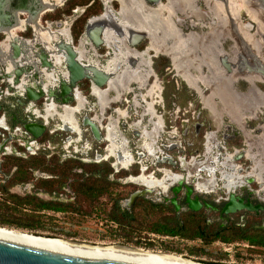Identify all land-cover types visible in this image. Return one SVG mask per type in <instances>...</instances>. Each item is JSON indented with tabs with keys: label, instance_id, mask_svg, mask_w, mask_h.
<instances>
[{
	"label": "rangeland",
	"instance_id": "rangeland-1",
	"mask_svg": "<svg viewBox=\"0 0 264 264\" xmlns=\"http://www.w3.org/2000/svg\"><path fill=\"white\" fill-rule=\"evenodd\" d=\"M9 1H4L3 5H10ZM36 1L38 3L21 0L19 8L6 5L11 11V26L29 27L24 23L29 16H35V7L51 4L52 10L41 13L40 27L54 33L53 39L58 37L59 31H67L68 41L70 38L75 47L79 44L78 58L84 56L85 61L101 68L124 55L126 49L137 61L133 69L121 65L104 89H97L100 95L94 93L95 88L90 92L87 84L80 89L86 104L84 111L75 115V120L80 125L83 117L90 119L99 131L98 140L91 136L87 127H78L79 137L61 130L58 118L53 116L38 141L39 144L48 143L50 147L40 150L51 156L44 158L45 166L27 170V179L17 180L19 175L12 172L11 164L15 167L26 160L0 159V224H27L30 230L2 225L0 228L90 246H126L184 255L191 245L168 240L159 243L144 229L155 218L137 211L133 212L135 218L132 221H122L119 214L112 211V199H124L129 192L141 189L142 186L132 185L129 181L136 173L137 177L144 174L149 180L146 185L150 182L159 185L164 181L167 186L184 181L182 174H188L194 180L210 178V183L218 185L222 176L229 174L223 177L227 183L237 181L241 184L242 177L230 174L227 155L233 149L243 148L244 144L251 147L252 157L232 164L242 169L256 166L264 184V77L255 73L260 71L256 66L260 69L263 68L261 64L264 65V7L254 0H159V4L150 7H146L145 0H96L90 8L91 16L98 15L106 1L113 11L112 23L119 26L118 23L123 22L144 29L148 36L135 50L115 38L116 49L107 43L94 52L81 33L76 38L71 35V27H84L85 21L91 18L82 21L86 7L74 6L66 15L70 5L84 0ZM191 12L203 18L198 19ZM109 19L108 15L101 24ZM55 23H60V28L56 29ZM24 33V39H34L31 29L26 28ZM151 42L154 50L145 54ZM159 48L168 49L171 56L156 53L160 52ZM182 75L193 79L196 85L190 87L191 83ZM35 106L43 115L40 113L43 110L41 102ZM56 112L62 114L59 109ZM224 128L237 132V138L222 142L220 133ZM254 130L261 131L262 136L258 138L248 133ZM44 138L48 141H43ZM11 147L17 152H25L15 143ZM258 147L260 151L255 150ZM96 156L100 159L96 160ZM117 156L126 158L122 165L117 162ZM50 160L58 164L68 162L66 165L72 167L60 187L55 185L48 192L41 182L56 177L48 173L52 171ZM100 164H106L110 169L106 176L107 183H112L107 190L109 194H101L97 199L83 197L77 192V181L86 177L91 166ZM98 169L104 170L101 166ZM52 175L58 176V173L54 171ZM251 175L257 184L260 183L258 173ZM173 177L181 180L174 181ZM257 184L253 183V187ZM155 189L146 197L157 198ZM9 196H33L40 201L66 204L68 209L63 213H32L15 205ZM112 218L115 221H111ZM207 256L203 258H219L211 253ZM232 261L264 264V253L247 254L239 259L234 257Z\"/></svg>",
	"mask_w": 264,
	"mask_h": 264
},
{
	"label": "flooded vegetation",
	"instance_id": "flooded-vegetation-1",
	"mask_svg": "<svg viewBox=\"0 0 264 264\" xmlns=\"http://www.w3.org/2000/svg\"><path fill=\"white\" fill-rule=\"evenodd\" d=\"M13 1H16V3H13ZM34 1L38 3V1ZM20 3L22 4L21 0H11L8 6L10 8H19L21 5ZM2 7L1 10H5L4 6ZM35 8V11H37L38 7ZM100 9L98 15L102 13V7ZM9 13H11V11ZM191 13L198 17V19L203 18L202 15L198 16L194 12ZM105 24V27H113V29L114 27H118L110 20H107ZM31 28L34 30V39L26 40L23 43L30 45L37 41L41 43L50 42L54 37V33L43 27L38 26ZM244 28L246 29V27ZM38 30H40V34L42 33V35L37 34ZM58 33L63 39H67L68 41L67 31L62 30ZM11 36L15 37L12 32ZM142 41L137 44L136 48L139 47ZM150 45V48L146 50L145 54L150 50H154L152 42ZM159 49L160 52H155L171 56L168 49ZM251 63H254V65L257 64L256 61H251ZM261 65H263V63ZM256 69L262 70L257 66ZM182 77L185 78L187 82L191 83L190 87L196 85V82L190 77L184 75H182ZM84 84L87 83L82 82L80 89ZM94 93L100 95V92L96 88ZM82 104H84V102L81 99L79 106L65 108L66 114L70 116L73 112L81 108ZM54 110L55 107L51 105L49 111L52 112ZM20 118H22L20 119L21 122L26 117L20 116ZM248 133L257 135L258 138L263 134L261 131L257 130L248 131ZM237 135L238 133L230 130V128H224L220 133L222 142L235 140ZM258 141L260 143V140H257V142ZM9 147L10 150L0 153V159L7 157L27 160L30 158L26 152H17L12 149L11 145ZM255 150L260 151V147ZM244 151L249 158L252 157L251 147L248 148V146L245 145ZM38 153L39 152L35 153L34 156ZM49 157L50 156H46V158ZM15 171L16 167H13L12 172L14 173ZM141 173L143 174V171H139V174ZM137 174L138 173L134 175L135 178L129 179L131 183L128 182V180L126 181L132 185L142 186L141 189L129 192L124 199L116 200V202L113 203V205L115 204V209L112 211L117 212L119 218L126 222L132 221V219L135 218L133 212L140 211L144 213L142 215L155 218L154 221L148 223L149 227L144 228L148 232L147 235L149 234L156 238L159 243L167 240L180 241L191 245V247L186 250L184 255L178 256L126 246L93 245L92 247H115L119 251L132 254H143L148 257L180 264H239L233 262L232 259L234 257L239 259L247 254L264 253V184L261 183L262 185L260 186L257 184V187H253V184L248 185L243 182L241 184L221 183L218 185L215 182H213V184L210 183V178L205 181L202 178L194 180L188 174H182L180 176L185 177L184 181H180V177H173L174 181H180L179 184L176 182L166 186L164 181H160L159 185L151 184V182L146 185L149 180L144 177V174L139 177H137ZM237 180H240V178ZM196 184L202 187H197ZM148 188H158L155 189L157 190V198L146 197V195L153 190ZM144 190L148 192L143 193L132 202L129 201L131 195ZM230 196H232V198H230ZM209 253L219 256V258L214 260L203 258L208 257L207 254ZM220 257L222 259H220Z\"/></svg>",
	"mask_w": 264,
	"mask_h": 264
},
{
	"label": "water",
	"instance_id": "water-1",
	"mask_svg": "<svg viewBox=\"0 0 264 264\" xmlns=\"http://www.w3.org/2000/svg\"><path fill=\"white\" fill-rule=\"evenodd\" d=\"M146 1L148 3L146 7L159 4V0ZM254 1L264 7V0ZM0 2L2 7L4 1L0 0ZM105 2L106 1L102 3V13L100 15L91 17L85 21L81 32V37L94 52H96L100 46H105L107 43H109L113 49H116L117 38V40H121L129 49L135 50L137 44L143 39L147 38V31L141 28L136 29L135 27H132V25L127 23L124 24L123 22L118 23L119 26L116 27V30H113L114 32L110 30V27H105V23V25L103 24V27L101 24L102 22L99 19L104 13H108L107 15H109V20L111 22L114 17L111 7ZM1 12L2 11L0 8V27H6H2L3 30H0V36L2 37V40H0V47L5 43L6 47L3 45V47L6 48L4 49V52L6 51V53H9V55L2 54V58H0V116L5 117L7 111L11 108L9 102L14 96L24 99L23 105H25L27 108L28 114H31L33 110L38 111L35 106L38 102H41V106L43 107V110L40 112L43 115L45 114L46 107L49 105L57 107L56 109H59L60 111L61 107H73L75 105V97L78 95L81 96L80 87L82 82L87 83L90 92L92 88H96L98 90L104 89L108 82L112 80L114 74L121 65L133 69L137 61L136 58L125 49L124 55H119L118 58H114L108 63H105L104 67L99 68L92 62L78 60L77 51L79 50V44H77L75 47L72 45L71 40L63 41L62 39H58L51 43V51H47L41 47V51L32 55V59H36L37 61L28 62L27 59L24 58V55L17 44L18 40L22 41V39L17 38L11 39V42L8 41L10 31L13 29L12 27H8L11 24V15L8 13V11H6V9L3 14ZM115 15H117V13ZM60 26V23H55L54 25L56 29L60 28ZM112 34L114 39L112 38ZM32 37L33 33L31 34V38ZM54 56L59 58V62L57 64L54 62ZM19 61H21L23 64L20 65ZM261 69L262 70L258 72H255L253 69L252 70L253 72L264 77V66L263 68L261 67ZM47 76H50V78L46 79ZM71 104H73V106H70ZM89 120L90 119L83 117L80 125L76 120L75 121L77 122L78 127H87L91 136L95 140H98L99 131H97L96 126ZM59 122L61 124V130L71 133L68 127H65L61 120H59ZM19 124L23 131L29 136L34 145H37V142L46 131V125L42 120L38 122L36 119H34V121L31 122L25 118L19 122ZM9 141V136H7L6 139L0 141V153L4 151V147ZM242 147L243 148L240 150L233 149L230 152V155H227V157L230 158L229 160L226 159L230 164V174H238L243 178L242 182L249 185L253 183L257 184L256 179L251 175V173L253 175L258 173L260 177V183H258L259 185L262 182V176L259 174L260 172L256 166H254V168L244 167L242 169L240 166L232 164L239 160H250L244 151L245 144L242 145ZM28 150L29 149H26V151ZM99 159L100 157L96 156V160ZM228 175L229 174H225L222 176L223 181L220 180V184L227 183V180L225 181L223 177ZM236 182H234V184ZM177 183L179 184L180 182ZM145 192L148 191L144 190L131 195L129 197V201L132 202L135 198L141 196ZM230 198H232V196H230ZM66 242L74 245H83L82 243H78L76 241ZM0 264L125 263L0 241Z\"/></svg>",
	"mask_w": 264,
	"mask_h": 264
},
{
	"label": "bare ground",
	"instance_id": "bare-ground-1",
	"mask_svg": "<svg viewBox=\"0 0 264 264\" xmlns=\"http://www.w3.org/2000/svg\"><path fill=\"white\" fill-rule=\"evenodd\" d=\"M57 1V0H56ZM147 3V1L145 0ZM59 3V2H57ZM56 3V4H57ZM1 4V2H0ZM148 4V3H147ZM260 5V4H259ZM262 6V5H261ZM39 7V6H36ZM263 7V6H262ZM0 8L1 5H0ZM53 7L51 4H45L41 8H38V10L35 12V16H30L29 19L25 20V23L29 24L31 23L33 26H41L40 24V17L41 13L44 11H49L52 10ZM108 13H105V15H102L101 18L99 19L100 21H103L106 19ZM28 15V14H27ZM196 17L195 15H193ZM198 18V17H196ZM24 23V24H25ZM11 24L8 27H13ZM1 27H6V26H1ZM57 34V33H56ZM34 36V34H33ZM56 37L55 39L50 40L49 45L50 48H45L47 51H51V43L58 40L62 39L63 41H67V39H63L61 36ZM17 37V36H15ZM15 37L11 36V31H10V36H9V42H11V39H16ZM34 38V37H33ZM24 41H22L23 43ZM3 45H6L5 43ZM0 47V50L3 49L2 46ZM45 45V44H43ZM78 56V53H77ZM54 62L57 64L59 62V58L54 56ZM29 59V58H28ZM80 60V58H78ZM2 61V60H1ZM50 76H47L46 79H49ZM82 99L84 104H82V107L76 110V112H73L70 116L66 114L65 108H74L79 106V102ZM86 104L85 100L80 96L75 97V105L73 107H61L62 114H58L55 110L50 112L49 111V106L46 107L45 114L44 116H39V114L34 111V115L36 114L38 117L42 119H49L53 116H56L59 120H61L64 124L65 127H69L68 129L70 130L71 133L76 134L78 137L81 135L80 130L78 128L77 122L74 120L75 115H79L82 111H84V105ZM70 124L68 126L66 122ZM97 128V127H96ZM98 131V129H97ZM122 161V158L120 156H117V162ZM123 160H126V158ZM124 165V164H123ZM128 165V164H127ZM0 241L12 243V244H17V245H23V246H28V247H34V248H40V249H45V250H51V251H57V252H62V253H68V254H74V255H79V256H85V257H91V258H97V259H102V260H108V261H114V262H119V263H125V264H180V263H175V262H169V261H164L158 258H152L148 257L143 254H132V253H127L124 251H119L115 247L111 248H103L101 246H96L92 247L90 245H74L66 241H61L58 239H50V238H43V237H38L34 236L25 232L21 231H16V230H10V229H5V228H0Z\"/></svg>",
	"mask_w": 264,
	"mask_h": 264
},
{
	"label": "trees",
	"instance_id": "trees-1",
	"mask_svg": "<svg viewBox=\"0 0 264 264\" xmlns=\"http://www.w3.org/2000/svg\"><path fill=\"white\" fill-rule=\"evenodd\" d=\"M95 2L96 0H84L80 3L72 4L66 10V15L68 16L70 14V11L73 9L74 6L86 7L82 14L83 16L82 21H83L85 18L91 16L90 8L92 7V4H95ZM94 14H96V12H94ZM82 21L80 22L83 25ZM81 31H82V27H71V35L75 38L79 36ZM43 141H48V140L44 138ZM46 156H47V153L45 151H39L36 157H30L26 161H21L20 165L16 164L15 166L16 171L14 173L19 175L17 180L27 179L26 178L27 170L36 169L38 166L40 167L45 166L46 161L44 158H46ZM48 163H50V165L52 166L51 167L52 171L48 173L53 174L55 171L56 173H58V176L51 174L50 175L51 177L56 176L55 179H52L50 181L41 182V186L46 187L47 189H49L48 192H51L50 189H52L53 186L56 185V187H60L62 181L68 178V173L70 172L72 165L67 166L66 163L68 162L58 164L56 161L53 162V160H50ZM11 165H13L12 167H14V164H11ZM100 166L104 168L103 171L98 169V167ZM90 168H91V171H89L87 174L84 173L86 177L80 181H77L78 182L77 192H79L80 195L88 199H97L101 194H105L107 190L110 188V186L112 185V183H107L106 181V176L107 174L110 173V169L107 167L106 164L95 165V166H91ZM107 194H109V192H107ZM9 197H10V200L15 203V205L23 208L24 210H28L29 212H32V213L35 211H49L53 213H63L68 209V205L66 204L40 201L33 196H25L22 198H19L16 196H9ZM116 200L118 199H112V209L113 210L115 209L114 208L115 204L113 205V203H115ZM111 221H115V219L112 218ZM0 225L7 226V227H13L15 229H20V230H25V229L30 230V227L27 224L3 223Z\"/></svg>",
	"mask_w": 264,
	"mask_h": 264
},
{
	"label": "crops",
	"instance_id": "crops-1",
	"mask_svg": "<svg viewBox=\"0 0 264 264\" xmlns=\"http://www.w3.org/2000/svg\"><path fill=\"white\" fill-rule=\"evenodd\" d=\"M3 1H5V0H3ZM57 2H59V0ZM6 5H7V3L4 4L3 6L6 9V11H8V13H9L10 10H9V8ZM1 13L3 14V12H1ZM22 14H25V13H22ZM29 17L27 19H29ZM25 26H29V27H13V30H11V32L15 36H17V37H15L16 39L19 38V39H22V41H26L27 39H24V35H25L24 31H25V29L26 28L31 29V32L34 34V30L31 27H38L37 25L33 26L31 23H29V24L25 23ZM0 30H3L2 27H0ZM54 32H57V31H54ZM37 34L42 35V33L40 34V30L37 31ZM28 40H30V39H28ZM22 41L18 40L17 44L19 45V47H20V49L22 51V54L24 55V58H26L28 62H30V61L36 62L37 61L36 59H32V55L33 54H37L39 51H41L40 47L43 46V47L48 48V49L50 48L49 42H43L45 45H43V43H41V42H33L32 44L28 45L26 43H22ZM37 43H39V44H37ZM4 47H6V45H4ZM4 47L2 46L3 49L0 50V58H2V54L9 55V53H6V51L4 52V49H6ZM79 57H80V60L84 59V56H82L83 59H81V56H79ZM19 64L21 65L23 63L21 61H19ZM194 86L195 85H193L192 87H194ZM23 103H24V99L23 98H19L17 96L11 98V100L9 102V104L11 105V108L7 111L5 117L3 118L2 122L0 123V133L1 134H6V130H8V129L10 130V129L16 127V126H20L19 122H20V119H22V118H20V116H25L27 118V120L31 121V122L34 121V119L37 120V118H39L36 114L35 115L33 114L34 111L31 113L32 115L28 114V112H26L27 108L25 107V105H23ZM33 116H34V118H33ZM66 124L68 126H70L68 121L66 122ZM10 136H11V134H10ZM23 139L25 140V136L24 135H23ZM122 162H123V159H122V161L120 160L118 163L120 165H122L121 164Z\"/></svg>",
	"mask_w": 264,
	"mask_h": 264
},
{
	"label": "built area",
	"instance_id": "built-area-1",
	"mask_svg": "<svg viewBox=\"0 0 264 264\" xmlns=\"http://www.w3.org/2000/svg\"><path fill=\"white\" fill-rule=\"evenodd\" d=\"M69 40H70V38H69ZM33 111H36V110H33ZM26 112H28V110ZM36 112L39 114V111H36ZM39 116L41 117L40 114H39ZM40 117H39V119L44 121L45 125L48 124V120H51V118L44 120V119H42ZM3 118H4L3 116H0V123L2 122ZM33 118H34V116H33ZM22 130L23 129L20 126H16V127L12 128L10 130L9 129L6 130V134H1L0 133V141L6 139L7 136L10 137V141L5 145L4 151L10 150L9 146L12 143H15V145H17L18 147H22L29 156H34L35 153L39 152L43 148H46V149L50 148L48 143L39 144L37 142V145H34L33 142L30 140L29 136L26 133H24ZM10 134H11V136H10ZM23 135L25 136V140L23 139ZM26 149H29V150L26 151ZM65 152H67V151H65ZM73 153L75 154V152H73ZM66 154H67V157H71V155L69 156L68 153H66ZM64 156L65 155H62V157H64Z\"/></svg>",
	"mask_w": 264,
	"mask_h": 264
}]
</instances>
